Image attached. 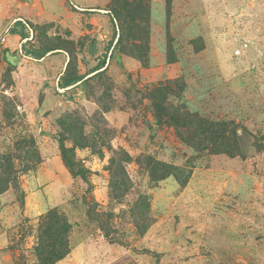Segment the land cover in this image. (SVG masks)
Segmentation results:
<instances>
[{
    "label": "rangeland",
    "instance_id": "374dc122",
    "mask_svg": "<svg viewBox=\"0 0 264 264\" xmlns=\"http://www.w3.org/2000/svg\"><path fill=\"white\" fill-rule=\"evenodd\" d=\"M127 2L0 0V264H264V0Z\"/></svg>",
    "mask_w": 264,
    "mask_h": 264
},
{
    "label": "trees",
    "instance_id": "16d2710c",
    "mask_svg": "<svg viewBox=\"0 0 264 264\" xmlns=\"http://www.w3.org/2000/svg\"><path fill=\"white\" fill-rule=\"evenodd\" d=\"M127 2V0H125V3ZM129 2H127L126 4L128 5ZM9 33L12 35H19L21 36L22 40L24 42H26L28 40V34L26 33V27L25 25L21 22V21H17L15 23V26L13 28H11L9 30ZM121 39L118 40V44L120 43ZM27 43H23L22 46V51L24 52V55L36 60H42L43 58H45L49 53H51L52 51H50V49H45V50H37V49H28ZM112 48H114V41L110 42L106 48V53L105 56L102 60L99 61L98 65L93 68L90 72L89 75H93L92 77H94L95 75L101 73L102 70L105 69L107 60H108V55L111 52ZM115 50V48L113 49ZM84 77H74V78H69V79H62L60 81V87L62 89H68L71 88L73 86H78L79 83L84 82ZM159 110V116L162 114H165V111L163 110L164 107H162L161 105L159 107H157ZM200 128L202 130V133L199 135L203 138V140L206 139V135L208 133H210L212 130L211 128H206L204 127L203 124L200 125ZM197 132H199V130H197ZM62 153L64 155V157L66 158V162L67 165H69L71 168L74 167V163L69 159L68 156V152L67 150L62 147ZM77 170L79 171L80 169L77 168ZM162 170H163V174L160 177H167L169 175H171L172 173L170 171H168V168L165 167L164 165L162 166ZM68 245H66L62 239L60 240V245L59 248L61 249V251H59L58 253H54L53 256L58 260L61 259L65 254H66V249H67ZM50 259V256L46 257V260Z\"/></svg>",
    "mask_w": 264,
    "mask_h": 264
}]
</instances>
